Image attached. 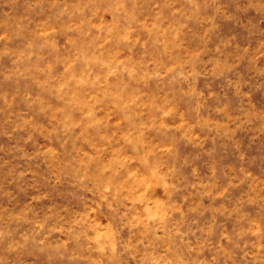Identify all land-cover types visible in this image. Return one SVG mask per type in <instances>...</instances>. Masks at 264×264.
I'll use <instances>...</instances> for the list:
<instances>
[{"label":"rangeland","instance_id":"374dc122","mask_svg":"<svg viewBox=\"0 0 264 264\" xmlns=\"http://www.w3.org/2000/svg\"><path fill=\"white\" fill-rule=\"evenodd\" d=\"M0 264H264V0H0Z\"/></svg>","mask_w":264,"mask_h":264}]
</instances>
